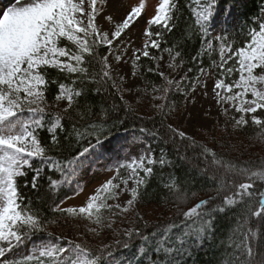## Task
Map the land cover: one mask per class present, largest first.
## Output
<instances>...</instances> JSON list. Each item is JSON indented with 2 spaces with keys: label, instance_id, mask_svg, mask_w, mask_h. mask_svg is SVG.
<instances>
[{
  "label": "trees",
  "instance_id": "16d2710c",
  "mask_svg": "<svg viewBox=\"0 0 264 264\" xmlns=\"http://www.w3.org/2000/svg\"><path fill=\"white\" fill-rule=\"evenodd\" d=\"M211 6L212 13L223 15L229 7H236L233 31L210 36L207 24L198 21V13ZM263 11L264 0H167L160 21L149 27L150 56L138 57L144 84L149 89L164 85L157 63L166 53L185 70L187 91L203 70L213 69L216 80L235 95L243 74L238 52L247 49L262 31ZM86 41L87 48L81 49L57 36L54 45L64 52L61 59L71 70L52 63L37 69L48 106L33 128L42 156L24 176L12 173L19 213L31 217L37 226L17 225L18 236L54 241L61 249L73 247L91 264H264V155L257 149L244 155L228 147L215 153L201 142L176 135L161 118L141 117L122 101L106 77L104 60L111 48L95 33ZM64 90L70 93L71 104L58 113L55 104ZM183 99L182 94H173L172 103ZM237 118L245 123L239 133L247 141L264 139V102L256 113L238 114ZM122 133L146 139L154 163L146 167L149 175L139 172L142 182L136 196L140 207L155 206L162 217L155 224L140 222L134 233L100 252L64 240L60 243L46 228L52 220L71 213L57 210L73 190L66 166L86 149ZM116 189L117 184L109 195ZM1 262L50 264L52 260Z\"/></svg>",
  "mask_w": 264,
  "mask_h": 264
},
{
  "label": "rangeland",
  "instance_id": "374dc122",
  "mask_svg": "<svg viewBox=\"0 0 264 264\" xmlns=\"http://www.w3.org/2000/svg\"><path fill=\"white\" fill-rule=\"evenodd\" d=\"M20 2L0 0V21L9 10L17 16L26 9L30 11L5 65L0 67V230L5 219L12 224L0 233V239L4 242L19 240L20 245L11 250L12 257L47 253L56 258L53 264H90L84 256L73 255L72 250L54 255V245L46 241L33 245L31 240L22 243L14 233L15 225L37 226L31 217L17 213L12 182L7 175L9 168L16 164L27 168L28 163L41 154L30 129L39 122V112L48 106L35 70L42 59L71 70L69 64L59 59L64 53L56 51L51 41L48 42L56 34L85 49L87 37L96 32L100 41L111 48L104 60L106 77L114 83L122 101L141 117L161 118L176 135L201 142L215 153L219 148L228 147L244 155L251 149L264 155V139L247 141L239 133L245 123L237 118L238 114L256 113L264 102V32L256 34L253 44L240 51L243 74L235 95L230 87L216 80L211 69L202 71L192 89L187 91L185 70L166 53L157 63L164 85L149 89L137 61L139 55H150L147 28L163 0H48L36 9ZM201 14L200 21L206 19L209 11L202 10ZM235 16L232 9L227 24L234 25ZM216 19L217 16L211 24L214 33L222 26ZM261 26L264 29V13ZM5 32L0 29V39ZM41 48L49 53L42 52ZM44 53L47 56L41 59ZM23 59L28 62L22 70ZM1 87L8 93L3 94ZM173 94H182L183 101L172 103ZM70 104L71 95L64 90L55 109L60 113ZM151 163L149 147L125 134L88 149L71 166L76 193L57 207L59 211L66 209L71 213L52 220L46 231L59 240L100 252L130 236L140 222L157 223L163 212L155 206L140 207L136 196V187L142 182L137 177L138 172ZM125 165L129 168L123 177ZM229 170L225 173L229 174ZM115 184L117 189L110 196Z\"/></svg>",
  "mask_w": 264,
  "mask_h": 264
},
{
  "label": "bare ground",
  "instance_id": "6f19581e",
  "mask_svg": "<svg viewBox=\"0 0 264 264\" xmlns=\"http://www.w3.org/2000/svg\"><path fill=\"white\" fill-rule=\"evenodd\" d=\"M24 3L25 6L28 8L41 7L43 6L48 0H20ZM119 1V0H116ZM30 11L28 9L25 12H22L20 16L13 10H9L5 17L0 21V29L6 31L4 34L5 36L0 39V67L5 65L7 58L9 56V52L13 49L14 45L16 44L19 34L22 30L23 23L25 20L26 15ZM1 71V68H0Z\"/></svg>",
  "mask_w": 264,
  "mask_h": 264
}]
</instances>
